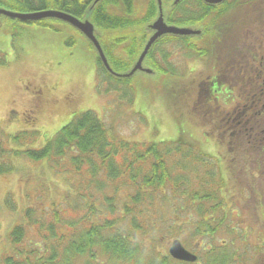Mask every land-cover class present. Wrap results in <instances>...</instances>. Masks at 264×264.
I'll return each instance as SVG.
<instances>
[{
	"label": "trees",
	"instance_id": "obj_1",
	"mask_svg": "<svg viewBox=\"0 0 264 264\" xmlns=\"http://www.w3.org/2000/svg\"><path fill=\"white\" fill-rule=\"evenodd\" d=\"M94 1L0 0V8L15 12L58 9L80 18L88 14L111 67L119 73L128 72L148 39L149 24L159 14L157 0H147L140 16L134 14L135 0ZM166 1L167 23L201 29L197 36L164 35L151 47L145 66L169 77L178 74L171 61L175 50L171 53L162 46L178 43L204 56L231 41L230 29L248 20L224 21L239 0H230L226 7L203 0ZM9 20L22 23L0 13V28ZM47 22L41 19L25 24L47 26ZM97 65L99 85L122 83L134 90L133 77L110 73L98 55ZM191 112L192 119L206 127L199 113ZM110 131L95 112L86 110L41 147H21L32 143L39 130L10 136L0 133V174L12 173L15 159L28 158L46 162L64 175L67 187L49 203L23 208L25 222L12 229L11 253L3 264H170L171 258L154 245L160 242L158 235L162 239L164 234L190 231L188 225H182L183 229L167 225L162 206H171L172 217L180 211L186 216L193 212L203 215L215 207L204 204L222 201L225 183L220 168L194 141L187 142L182 135L179 141L135 142ZM8 140L19 147L9 148ZM180 202L190 207L175 209Z\"/></svg>",
	"mask_w": 264,
	"mask_h": 264
},
{
	"label": "rangeland",
	"instance_id": "obj_2",
	"mask_svg": "<svg viewBox=\"0 0 264 264\" xmlns=\"http://www.w3.org/2000/svg\"><path fill=\"white\" fill-rule=\"evenodd\" d=\"M164 1L167 8L168 2ZM135 3L136 14L142 15L146 0ZM49 21L52 26L25 23L16 26L9 20L6 23L9 27L0 29V133L10 136L37 128L38 136L21 147H41L75 115L91 110L104 121L110 133L129 141H171L183 135L203 151H213L210 149L213 144L208 143L213 137L204 132L208 126L202 127L192 119L194 108L190 110L195 93L192 78L206 76L204 60L186 59L190 52L178 43L162 44L168 52L175 50L171 61L179 74L184 72L181 77L140 71L132 80L134 90L122 83L99 85L97 54L86 36L68 22ZM235 34L232 27L230 35ZM243 42L245 35L238 46ZM157 57L163 61L162 56ZM6 143L9 148L19 147L13 141ZM220 154L213 155L220 160ZM15 162L17 166L12 173L0 174V264L11 253V230L25 222L23 208L49 203L51 197L67 188L64 175L46 162L28 158H17ZM228 195L231 197L233 193ZM162 209L165 217H172L171 206L163 205ZM158 237L160 242L154 245L161 250L167 239Z\"/></svg>",
	"mask_w": 264,
	"mask_h": 264
},
{
	"label": "flooded vegetation",
	"instance_id": "obj_3",
	"mask_svg": "<svg viewBox=\"0 0 264 264\" xmlns=\"http://www.w3.org/2000/svg\"><path fill=\"white\" fill-rule=\"evenodd\" d=\"M257 1L233 10L249 20L201 57L206 76L192 78V109L213 137L210 149L224 151L219 162L235 199L206 203L215 207L186 220L192 236L182 244L198 260L182 264H264V0Z\"/></svg>",
	"mask_w": 264,
	"mask_h": 264
},
{
	"label": "water",
	"instance_id": "obj_4",
	"mask_svg": "<svg viewBox=\"0 0 264 264\" xmlns=\"http://www.w3.org/2000/svg\"><path fill=\"white\" fill-rule=\"evenodd\" d=\"M178 1V0H177ZM207 2L211 3H216V2H221L222 0H206ZM160 10H161V0H158ZM0 13H4V15L18 18V19H25V20H37L45 17H56L60 18L63 20H66L70 23H72L74 26L79 28L95 45L99 56L106 66V68L113 73L112 68L109 65V62L106 58V55L103 51V48L97 39L95 33H94V26L93 24L86 20L84 22L80 21L76 17L72 16L71 14L65 13L63 11H58V10H45V11H37V12H29V13H16L15 11H9V10H4L0 8ZM151 27L155 30L153 35L149 38L147 41L144 50L142 51L139 59L137 60L136 64L134 67L131 69L130 72L126 74H117L118 76H132L136 71L142 70V71H147L151 72V70L144 68L143 66V60L146 57L147 53L149 52V49L153 45V43L162 35L167 34V33H174V34H193V33H199V31H194L190 28H181V27H176V26H170L167 25L164 22L162 13L161 15L153 22ZM170 253L172 256L179 258V259H185V260H195L196 256L189 251H187L183 246L181 245L179 240L174 241Z\"/></svg>",
	"mask_w": 264,
	"mask_h": 264
}]
</instances>
